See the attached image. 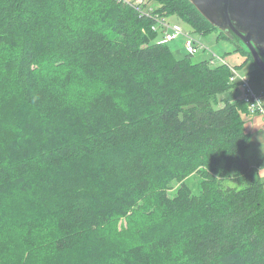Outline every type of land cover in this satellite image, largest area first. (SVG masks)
Masks as SVG:
<instances>
[{
  "label": "trees",
  "instance_id": "trees-1",
  "mask_svg": "<svg viewBox=\"0 0 264 264\" xmlns=\"http://www.w3.org/2000/svg\"><path fill=\"white\" fill-rule=\"evenodd\" d=\"M156 1L216 29L188 0ZM140 12L0 0V264H264L247 106H217L230 70L176 57Z\"/></svg>",
  "mask_w": 264,
  "mask_h": 264
},
{
  "label": "rangeland",
  "instance_id": "rangeland-1",
  "mask_svg": "<svg viewBox=\"0 0 264 264\" xmlns=\"http://www.w3.org/2000/svg\"><path fill=\"white\" fill-rule=\"evenodd\" d=\"M150 5L155 7H160L161 4L156 0H150ZM171 21H176L182 24L184 32H188L191 37H193L197 42H199L202 48L194 55L191 56L192 62L199 60H208L213 54L222 57L228 65L234 67L241 75H246L251 83V86L257 90L264 93V77L258 75V81L255 79H250V73L254 71L253 62L245 57V54L241 52L236 46H239L238 42H234L231 39H227L220 35L219 30L211 29L210 31L205 32L204 34L197 31L191 30L188 26L184 25L175 17H168ZM171 51L176 57H181L184 55L185 51L182 48L183 37L166 42ZM221 63H217L218 65ZM3 75H0V80H2ZM234 84V85H232ZM229 85V90L219 94L217 96L218 103L217 106H222L226 101L237 103L242 101V91L238 88V83L234 82ZM237 86V87H236ZM241 100V101H240ZM264 103V98H263ZM238 106V105H237ZM243 106L241 109L244 110L242 113L244 121V129L249 134L250 138V147L246 150L245 155L249 159L252 166L258 167L259 170L264 171V114L260 112H251ZM259 175L264 182V174L259 172ZM200 180V174L192 173L189 175L185 182L190 186L191 190L194 193L198 192V183ZM227 185H233L232 182H226ZM176 184L173 185L175 188ZM174 191L169 190L168 194L173 195Z\"/></svg>",
  "mask_w": 264,
  "mask_h": 264
},
{
  "label": "water",
  "instance_id": "water-1",
  "mask_svg": "<svg viewBox=\"0 0 264 264\" xmlns=\"http://www.w3.org/2000/svg\"><path fill=\"white\" fill-rule=\"evenodd\" d=\"M217 30L238 42L264 73V0H188Z\"/></svg>",
  "mask_w": 264,
  "mask_h": 264
},
{
  "label": "built area",
  "instance_id": "built-area-1",
  "mask_svg": "<svg viewBox=\"0 0 264 264\" xmlns=\"http://www.w3.org/2000/svg\"><path fill=\"white\" fill-rule=\"evenodd\" d=\"M126 3H133L138 8H141V14L144 16H152L153 23L151 29L158 33L162 42H169L183 37L182 48L188 55L196 54L201 48V44L197 42L188 32H184L183 27L176 21H171L166 15L161 14L155 6H151L147 0H122ZM208 63L214 66L217 63L225 64L230 70L229 81L231 83L237 82L238 88L242 91V101L245 102L247 109L251 112H260L264 114V93L255 90L246 75H241L234 67L227 64L226 61L215 54L209 59Z\"/></svg>",
  "mask_w": 264,
  "mask_h": 264
},
{
  "label": "crops",
  "instance_id": "crops-1",
  "mask_svg": "<svg viewBox=\"0 0 264 264\" xmlns=\"http://www.w3.org/2000/svg\"><path fill=\"white\" fill-rule=\"evenodd\" d=\"M258 168V167H257ZM259 172L261 173V174H264V171H262V170H259Z\"/></svg>",
  "mask_w": 264,
  "mask_h": 264
}]
</instances>
